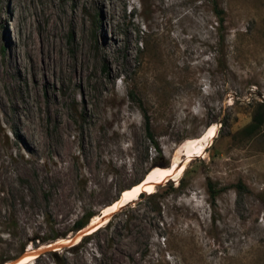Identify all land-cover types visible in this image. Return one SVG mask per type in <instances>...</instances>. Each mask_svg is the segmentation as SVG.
<instances>
[{"label":"rangeland","instance_id":"1","mask_svg":"<svg viewBox=\"0 0 264 264\" xmlns=\"http://www.w3.org/2000/svg\"><path fill=\"white\" fill-rule=\"evenodd\" d=\"M263 101L264 0H0V264H264V123L242 131ZM177 159L158 197L67 249L77 219Z\"/></svg>","mask_w":264,"mask_h":264},{"label":"bare ground","instance_id":"2","mask_svg":"<svg viewBox=\"0 0 264 264\" xmlns=\"http://www.w3.org/2000/svg\"><path fill=\"white\" fill-rule=\"evenodd\" d=\"M53 60V63L58 62V59L53 58L52 55L40 54L36 57L30 58V73L34 81H36L39 76L45 82H47L46 71ZM217 128L214 124L206 128V130L197 137L186 139L179 147L181 155L187 159L190 156H194L203 153L206 146L209 144L210 140L216 135ZM182 159V158H181ZM185 168V162L183 160L177 159L170 163L169 166L152 167L147 171L143 179L128 188L120 191L118 197L106 206L101 208L99 214L94 215L90 218L89 224L91 227H95L99 222H105L106 218L113 212L127 203L138 198L141 192L150 193L154 191V183L164 181L166 178L176 179L182 173ZM92 228V229H93ZM91 231V230H90ZM93 231V230H92ZM62 239H58L56 242H61ZM50 245V244H48ZM30 248V247H29ZM33 256L30 251L24 254V256L17 262V264H25L31 262Z\"/></svg>","mask_w":264,"mask_h":264},{"label":"trees","instance_id":"3","mask_svg":"<svg viewBox=\"0 0 264 264\" xmlns=\"http://www.w3.org/2000/svg\"><path fill=\"white\" fill-rule=\"evenodd\" d=\"M215 14L217 15L218 17V20L219 22L222 24L223 23V18H222V11L216 7L215 9ZM264 102V101H263ZM256 106L254 107V112H253V115L251 117V120L248 124H246L243 128H242V131L247 134L248 136L250 135H253L255 134L256 132H258L259 128L262 126V124L264 123V112H263V104L261 103H256L255 104ZM146 125H147V129L149 130V125H148V120L146 122ZM148 136L149 138L152 140V143L155 147H157V143L156 141L153 139L152 135L150 133H148ZM172 189H175L176 187H173L171 186ZM225 187H218L217 184L215 182H213L212 180L208 179L207 180V190H208V193L209 195L211 196L212 199H214L222 190H224ZM145 192H141L139 194V196L141 195H144ZM146 196L148 198H156L158 197V193L156 190L150 192V193H147ZM95 215L94 212L90 211V212H87L85 213L81 218L77 219L74 223V230H79L80 228H82L85 224H87V222L90 220V218H92L93 216ZM109 221L106 223L105 226H103V228H105L107 225H108ZM102 227H99L98 229H96L95 231L87 234V235H84L83 237H81V239L67 247V249L69 250H73V249H77V248H80L82 246H84V244L88 243L89 242V238L90 236L97 232L98 230H100ZM58 234L56 235H53L52 237H49L50 239H55L57 238ZM57 251H50L51 254L53 255H57L56 253ZM56 261V260H55ZM56 264H60L59 261H56Z\"/></svg>","mask_w":264,"mask_h":264},{"label":"water","instance_id":"4","mask_svg":"<svg viewBox=\"0 0 264 264\" xmlns=\"http://www.w3.org/2000/svg\"><path fill=\"white\" fill-rule=\"evenodd\" d=\"M139 181H140V180H139ZM107 220H108V217L106 218V222H107ZM89 222H90V220H89ZM89 222H87V224H85V225L82 227V229L80 228L79 232L76 234L75 237H73V239L70 240V242L73 241L76 237H80V238H81L82 236L87 235V234H89V233L95 231V230H96L97 228H99L100 226H102V225H99L98 227H96L95 229H93V231H90V230H92L93 227H91V225L89 224ZM60 245H62V244H55L54 247H58V246H60ZM41 253H44L43 249H39V250H36V251H30V254L33 256V258L39 256ZM18 261H19V260H18ZM12 263H13V264H14V263L16 264V262H12Z\"/></svg>","mask_w":264,"mask_h":264}]
</instances>
